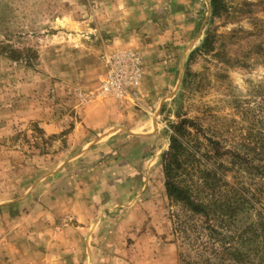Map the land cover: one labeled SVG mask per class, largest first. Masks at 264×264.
<instances>
[{"label": "rangeland", "instance_id": "374dc122", "mask_svg": "<svg viewBox=\"0 0 264 264\" xmlns=\"http://www.w3.org/2000/svg\"><path fill=\"white\" fill-rule=\"evenodd\" d=\"M224 2L226 12L213 19L210 0H0V230L6 231L0 232V244L24 240L39 253H51L43 237L31 236L32 243L34 234L21 232V226L34 228V222L11 218L15 210L46 206L32 197L36 181L75 158L80 143L94 135L80 117L108 100L92 97L102 77L104 50L138 53L142 80L152 77L161 86L151 97L164 101L159 137L150 141L158 152L145 154L156 155L152 174L137 195L138 204L118 208L107 228L112 231H101L92 256L96 264L216 262L200 251L210 243L205 221L172 203L165 192L161 157L173 126L184 121L194 154L182 158L177 182L197 188L198 170L222 165L224 180L254 202L255 209L241 213L236 227L256 221L264 204V177L247 172L240 162L232 165L223 154L253 157L248 149L264 136V0ZM141 18L149 22L143 33L131 30L127 40L115 38L119 24ZM208 32L214 36L213 52L190 59ZM94 113L98 122L102 113ZM111 150L112 164L129 155ZM38 198L43 200L45 191ZM15 227L21 233L10 231ZM60 251L55 252L61 257ZM69 252L74 255L71 247ZM80 255L90 264V253Z\"/></svg>", "mask_w": 264, "mask_h": 264}, {"label": "crops", "instance_id": "0c3cea01", "mask_svg": "<svg viewBox=\"0 0 264 264\" xmlns=\"http://www.w3.org/2000/svg\"><path fill=\"white\" fill-rule=\"evenodd\" d=\"M147 25L149 22L144 23L142 18L121 23V32L117 30L115 38L125 41L129 36L133 37L136 30L143 33ZM131 30H134L133 34L129 32ZM99 64L102 68L100 61ZM159 87L152 77H148L141 81L136 101H128L120 107L116 101L108 99L100 107L92 106L83 112L80 124L94 135L80 143L81 149L75 158L36 181L33 191L37 196L32 197L45 201L46 206L28 213L23 209L15 210L11 218L13 222H34V228L21 226V232L24 236L33 233L29 237L32 243L35 239L31 240V236L43 237L51 253H39L38 248L24 240L20 244L4 240L0 244L4 246H0L3 251L0 264H86L80 252L90 253L87 262L96 264L92 256L101 241V231H112L107 228L118 208L134 202L138 204L137 195L143 193L144 181L152 174L154 163L151 162L156 155L150 159L145 154L158 152L150 146V141L159 137L158 117L164 100L151 97ZM135 108H140L141 112H134ZM94 112L102 113L98 122ZM113 148L129 155L112 164L110 154ZM44 191L45 198L41 200L38 195ZM13 229L10 231L19 232L16 227ZM2 230L6 233L4 227L0 232ZM59 247L61 257L55 252ZM70 247L74 255H70Z\"/></svg>", "mask_w": 264, "mask_h": 264}, {"label": "trees", "instance_id": "16d2710c", "mask_svg": "<svg viewBox=\"0 0 264 264\" xmlns=\"http://www.w3.org/2000/svg\"><path fill=\"white\" fill-rule=\"evenodd\" d=\"M210 6L213 19L222 17L226 12L224 0H210ZM214 43V36L208 32L201 46L189 58L192 59L199 53L206 55L212 53ZM187 123L184 121L173 126L174 132L170 136L169 149L161 157L165 192L168 200L172 203L181 205L192 216L205 221L204 231L207 232L210 243H204L200 251L202 253L208 251L212 260L216 262L205 258L202 261H183L182 263L264 264V204L257 209L256 221L238 230L236 222L239 215L248 209H253L254 202L253 198L246 197L243 189L231 186L224 180V166L219 165L216 170H198L201 184L197 188L183 186L177 182L179 172L183 169L182 158H185L189 153L194 154L185 140ZM255 146L257 147L248 149V153H252L253 157L246 154L243 158L235 152H227L223 155L230 158L232 165L240 162L238 163L239 167L244 165L243 169L247 172L256 171V175L263 178L264 136L260 135ZM217 157H219V149ZM254 160L260 164H254ZM219 171H223V173L219 174ZM225 187L228 190L223 192L222 188ZM216 244L218 246H215Z\"/></svg>", "mask_w": 264, "mask_h": 264}, {"label": "built area", "instance_id": "2783aa9c", "mask_svg": "<svg viewBox=\"0 0 264 264\" xmlns=\"http://www.w3.org/2000/svg\"><path fill=\"white\" fill-rule=\"evenodd\" d=\"M99 61L103 73L96 87V98H107L122 107L128 101H136L138 87L142 80V61L133 51L104 50ZM87 101V98L85 99Z\"/></svg>", "mask_w": 264, "mask_h": 264}]
</instances>
